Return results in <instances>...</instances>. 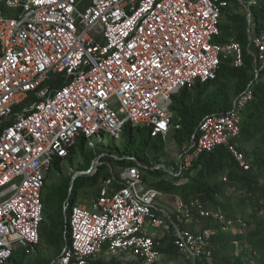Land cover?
Returning <instances> with one entry per match:
<instances>
[{"label": "built area", "instance_id": "2783aa9c", "mask_svg": "<svg viewBox=\"0 0 264 264\" xmlns=\"http://www.w3.org/2000/svg\"><path fill=\"white\" fill-rule=\"evenodd\" d=\"M239 1L249 24L246 4L255 0ZM227 5V0H0V264L16 248L36 252L46 177L79 138L96 147L94 137L119 138L130 123L165 141L179 128L170 109L174 93L214 79L221 58L243 65L240 42L214 40ZM248 33L255 70L264 73V32ZM252 96L248 85L231 109L205 115L196 139L181 148L169 172L180 174L199 152L218 146L247 170L250 163L233 138ZM98 164L93 161L81 174L93 173ZM141 166L108 164L96 196L64 213L70 242L51 264H91L112 255L154 264L164 235L190 264H213L211 229L193 226L192 216L211 218L223 231L246 226L243 217L204 207L198 198L159 209L158 190L143 180Z\"/></svg>", "mask_w": 264, "mask_h": 264}, {"label": "trees", "instance_id": "16d2710c", "mask_svg": "<svg viewBox=\"0 0 264 264\" xmlns=\"http://www.w3.org/2000/svg\"><path fill=\"white\" fill-rule=\"evenodd\" d=\"M227 2L219 18V34L214 40L219 43L230 40L240 42L243 65L236 67L229 57L221 58L214 79L197 82L191 88L183 87L174 93L170 109L173 122H178L179 128H172L170 132L180 148L188 146L198 122L205 115L224 113L231 109L234 98L250 85L253 96L240 111V130L233 138L235 145L249 161V168L244 170L239 167L227 148L218 146L211 151L199 152L187 169L165 179L161 175L162 167H154L160 163L159 158L150 167L144 154V149H148L158 155L164 141L160 137H152L145 126L126 123L120 136L123 138V148L118 149V153L113 156L104 151L84 154V162L78 171L88 169L92 160L100 155L99 164L93 173L79 174L73 180L72 174H67L56 182L50 181V174L47 175L42 189L43 219L37 256L33 261H26L27 255L16 248L6 264H51L54 259L52 256H39V245L47 246L54 255H58L69 244V222L65 220L64 213L68 214L75 204L77 191L82 185L94 189L92 198L96 196L100 181L108 175L111 161H115L118 166L139 162L143 180L158 191L172 192L175 186H181L178 194L183 205L198 198L204 207L219 210L230 217H243L246 226L237 225L223 231L218 222L211 218L192 216L193 226L197 225L201 230L211 229L213 264H264V73L261 70L256 72L249 52L252 48L248 45V30L253 34L264 32V1L255 0L246 4L250 12L249 24L246 10H240V1ZM3 12L10 14L11 11L3 9ZM84 147L85 139L81 137L64 160L72 163L76 148L83 150ZM128 155L134 159H128ZM62 162L60 158L55 160L51 169H56ZM146 171L155 177H149ZM66 204V210L63 211ZM161 241L163 245L160 251L168 259L180 254L169 236L164 235ZM91 264L141 263L139 260H125L119 255H112L109 258L98 256Z\"/></svg>", "mask_w": 264, "mask_h": 264}, {"label": "rangeland", "instance_id": "374dc122", "mask_svg": "<svg viewBox=\"0 0 264 264\" xmlns=\"http://www.w3.org/2000/svg\"><path fill=\"white\" fill-rule=\"evenodd\" d=\"M240 10L242 11L245 10L243 5L240 6ZM112 105L115 106L114 103H112ZM94 141L97 144L96 147L85 146L83 150L76 148L75 153L73 155L72 163H70L69 160L65 159L56 169H51L49 171L50 174L49 180L56 182L61 177H64L67 174L73 175L76 172H78L77 169L80 166V164L84 162V154L87 152L104 151L105 154H109L110 152V155L113 156L114 154L118 153V149L123 148L122 137L113 139L112 136H110L109 134H104L103 138L94 137ZM180 150L181 148L174 141L172 132H169L166 140L163 143V148L158 153V155H156L155 152L148 149H144V154L148 160L150 167H152V165L156 162V159L158 157L160 164H162V169H163V173L161 174L162 177H164L165 179H170L173 175L169 172V168H171L174 165V163L177 161V156ZM93 161L95 160L93 159L92 162ZM110 164L113 166L114 169L118 168V165L115 161H111ZM145 166L147 167L148 165ZM145 173L151 178L155 177L148 171H146ZM174 188L175 191L172 192L158 191V195L155 198L154 202L156 203L159 209L172 210L175 207V205L178 203V201L180 200V196L178 192L181 186H175ZM93 193H94V189H91L86 184L82 185L77 191V198L75 203L81 201L88 203V201L92 199ZM162 231L163 230L161 228H150L151 233H163ZM103 248L105 249V246ZM36 253L37 250L33 254L27 255L25 258L26 261H33L37 256ZM102 253H104V251H102ZM47 255L52 256L54 259L58 256L56 254L54 255V253L47 246L40 244L39 256L43 257ZM186 263L187 260L181 253L176 258H170V259L167 258L166 254L162 253L161 257L154 264H186Z\"/></svg>", "mask_w": 264, "mask_h": 264}, {"label": "water", "instance_id": "95a60500", "mask_svg": "<svg viewBox=\"0 0 264 264\" xmlns=\"http://www.w3.org/2000/svg\"><path fill=\"white\" fill-rule=\"evenodd\" d=\"M195 135H196V132L193 134V137H195ZM99 157H100V155L97 156V157H95L94 160H98ZM81 173H82V171H78V172H76L75 174H73V175H72V180H73L78 174H81Z\"/></svg>", "mask_w": 264, "mask_h": 264}, {"label": "crops", "instance_id": "0c3cea01", "mask_svg": "<svg viewBox=\"0 0 264 264\" xmlns=\"http://www.w3.org/2000/svg\"><path fill=\"white\" fill-rule=\"evenodd\" d=\"M82 203L84 202V201H81Z\"/></svg>", "mask_w": 264, "mask_h": 264}]
</instances>
